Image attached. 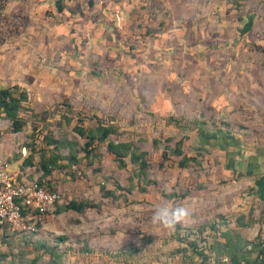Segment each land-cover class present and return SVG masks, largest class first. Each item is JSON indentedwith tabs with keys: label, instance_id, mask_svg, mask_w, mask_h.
I'll return each mask as SVG.
<instances>
[{
	"label": "rangeland",
	"instance_id": "1",
	"mask_svg": "<svg viewBox=\"0 0 264 264\" xmlns=\"http://www.w3.org/2000/svg\"><path fill=\"white\" fill-rule=\"evenodd\" d=\"M58 1L60 12L56 0H0V88L26 91L20 131L0 116V159L17 172L25 143L51 152L44 136L78 151L71 128L96 115L146 152L154 183L126 193L137 181L131 164L118 168L103 143L89 159L79 150L43 178L57 198L39 231L0 239V264H212L224 232L246 250L264 240L253 193L264 173V0ZM178 139L193 157L187 168L160 157ZM38 159L30 179L41 175ZM70 199L97 208L56 213ZM164 201L192 214L174 230L154 226Z\"/></svg>",
	"mask_w": 264,
	"mask_h": 264
},
{
	"label": "trees",
	"instance_id": "2",
	"mask_svg": "<svg viewBox=\"0 0 264 264\" xmlns=\"http://www.w3.org/2000/svg\"><path fill=\"white\" fill-rule=\"evenodd\" d=\"M55 8L56 11L60 12L63 5L56 0ZM25 101L26 91L19 89L17 85L0 88V116L8 120L9 130L13 133L20 131L24 126L25 122L20 115V110L24 107L23 103ZM90 120L91 124L87 127L81 124H75L71 128L73 132L83 139L81 146L77 147L78 151L75 149L76 142L74 141H70L66 138L44 136V142L46 146H51V152L49 151V153L46 154L47 150L44 148L25 143L22 146L24 150L27 151V154L22 158L20 167L34 166L32 165V158L34 153L37 154L39 158L38 170L41 173L37 182L43 184L44 182L46 183V181L42 183L41 180L52 171V168L72 166L78 161L79 150L82 151L86 159H89L96 145L98 143H103L106 152L112 156V160L116 163L118 168H124L127 162L133 167L132 175L128 178L131 180L132 177H136L137 181L134 184L130 181L128 187L120 189L124 190L126 193H129L130 190L136 187L138 190L144 191L145 186H138V180L144 181L146 185L154 183L153 180L147 178L149 163L146 159V152L144 150L140 149L132 140L121 141L112 137L118 135L117 128L113 124V121L108 120L104 122L96 115L90 116ZM153 141L155 142V140ZM181 144L182 140L178 139L172 146L164 145L160 152L161 160L165 161L168 159L169 155H174L178 157L176 166L178 168H187L189 162L193 161V157L183 153ZM60 148H68L67 155L60 154L58 152ZM62 159L65 160L63 164L60 162ZM253 187V193L260 202V213L264 224V173L254 177ZM99 192L101 197L112 199L116 197L114 190L104 188L103 186L99 187ZM87 208L96 209L97 204L87 200L70 199L63 204L57 205L55 211L56 213L68 210L82 212ZM22 212L24 213L25 210ZM33 225L35 227H32L28 232H21L19 234L2 231L0 232V239L29 238L39 231V221H36ZM223 235V242L214 240L210 246V249H214L215 256L218 257L219 255L216 261L224 255L229 259L231 264H257L259 260L264 257V240L259 235H256L255 242L250 243V248L248 250L244 249L241 240H233L228 234H225V232ZM252 252L255 253L253 256H251ZM205 258L206 256L203 255L202 259L204 260Z\"/></svg>",
	"mask_w": 264,
	"mask_h": 264
},
{
	"label": "built area",
	"instance_id": "3",
	"mask_svg": "<svg viewBox=\"0 0 264 264\" xmlns=\"http://www.w3.org/2000/svg\"><path fill=\"white\" fill-rule=\"evenodd\" d=\"M42 183L44 180H41ZM57 194L46 185L39 184L37 177L26 179L8 170L0 159V232H28L41 216L53 208ZM25 210L23 213L22 211ZM212 264H231L222 256Z\"/></svg>",
	"mask_w": 264,
	"mask_h": 264
},
{
	"label": "clouds",
	"instance_id": "4",
	"mask_svg": "<svg viewBox=\"0 0 264 264\" xmlns=\"http://www.w3.org/2000/svg\"><path fill=\"white\" fill-rule=\"evenodd\" d=\"M192 214L190 207L182 204L172 205L166 201L157 203L151 216V223L166 230H174Z\"/></svg>",
	"mask_w": 264,
	"mask_h": 264
},
{
	"label": "crops",
	"instance_id": "5",
	"mask_svg": "<svg viewBox=\"0 0 264 264\" xmlns=\"http://www.w3.org/2000/svg\"><path fill=\"white\" fill-rule=\"evenodd\" d=\"M21 164V163H20ZM7 168H8V170H10L9 169V166L7 165ZM30 168H34V166H27V167H20L19 166V168H17L18 169V171L17 172H15L16 174H18V176L20 177V178H26V179H30L29 177L30 176H28L27 174H28V170L26 171V169H30ZM11 171V170H10ZM36 174V173H35ZM34 177H36V176H34ZM33 177V178H34Z\"/></svg>",
	"mask_w": 264,
	"mask_h": 264
}]
</instances>
